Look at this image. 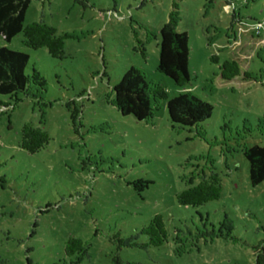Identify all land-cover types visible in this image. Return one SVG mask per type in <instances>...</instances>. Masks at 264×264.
I'll return each mask as SVG.
<instances>
[{"label": "rangeland", "instance_id": "374dc122", "mask_svg": "<svg viewBox=\"0 0 264 264\" xmlns=\"http://www.w3.org/2000/svg\"><path fill=\"white\" fill-rule=\"evenodd\" d=\"M36 22L69 37L58 59L22 33L0 36V47L29 55L31 76L26 92L0 94V264H253L264 182L250 183L243 152L264 146V36L254 29L264 31V0H31L24 27ZM168 28L188 38L183 87L156 69ZM225 58L258 80H222ZM130 67L167 99L198 97L210 117L173 124L167 99L152 96L149 119L123 116L112 88ZM29 122L50 137L33 154L19 147ZM212 173L219 199L178 203ZM155 215L168 235L159 246L142 232ZM69 238L82 250L67 249Z\"/></svg>", "mask_w": 264, "mask_h": 264}, {"label": "trees", "instance_id": "16d2710c", "mask_svg": "<svg viewBox=\"0 0 264 264\" xmlns=\"http://www.w3.org/2000/svg\"><path fill=\"white\" fill-rule=\"evenodd\" d=\"M31 0H0V36L6 41L22 33L24 44L31 49L46 48L53 58L62 59L64 40L67 34L58 35L55 28L45 23H32L24 27L26 11ZM159 56L157 71L169 77L176 86L183 87L189 82L188 73V38L186 33H179L174 28L159 32ZM211 60L218 62V56ZM29 55L8 46L0 47V94L13 95L26 92L31 83V76L26 73ZM220 78L225 81L235 79L258 80L248 70H242L236 59L225 58L220 65ZM113 104L123 116H132L138 121L147 120L152 115L151 96L154 100H166L167 94L160 84H152L133 67L112 88ZM70 118L76 126L79 109L75 100L69 101ZM166 108L169 120L182 127H193L210 117L211 106L194 95H178L167 99ZM48 133L39 126L25 123L21 129L19 147L28 153H36L48 144ZM249 166V181L252 185L264 182V146L253 145L243 152ZM222 192L221 178L212 173L197 185L191 186L177 195V201L184 206H200L220 198ZM149 237V244L159 246L167 241V232L163 219L155 215L142 230ZM66 248L71 252L82 250V241L69 238ZM254 263L264 264V239L253 246Z\"/></svg>", "mask_w": 264, "mask_h": 264}, {"label": "built area", "instance_id": "2783aa9c", "mask_svg": "<svg viewBox=\"0 0 264 264\" xmlns=\"http://www.w3.org/2000/svg\"><path fill=\"white\" fill-rule=\"evenodd\" d=\"M260 25H261V24H256V25L254 26V29L257 31V33H258L259 35L264 36V31H263V33L261 34Z\"/></svg>", "mask_w": 264, "mask_h": 264}, {"label": "crops", "instance_id": "0c3cea01", "mask_svg": "<svg viewBox=\"0 0 264 264\" xmlns=\"http://www.w3.org/2000/svg\"><path fill=\"white\" fill-rule=\"evenodd\" d=\"M254 58V57H253Z\"/></svg>", "mask_w": 264, "mask_h": 264}]
</instances>
